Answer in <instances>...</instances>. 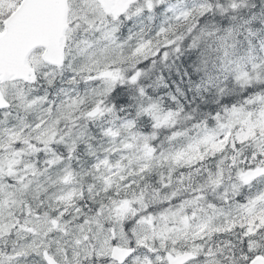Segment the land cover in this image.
Returning a JSON list of instances; mask_svg holds the SVG:
<instances>
[{"label":"snow or ice","instance_id":"6c2138e0","mask_svg":"<svg viewBox=\"0 0 264 264\" xmlns=\"http://www.w3.org/2000/svg\"><path fill=\"white\" fill-rule=\"evenodd\" d=\"M0 264H264V0H0Z\"/></svg>","mask_w":264,"mask_h":264}]
</instances>
